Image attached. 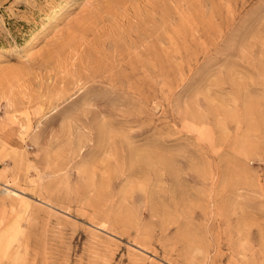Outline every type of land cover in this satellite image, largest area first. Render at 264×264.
Here are the masks:
<instances>
[{
	"label": "rangeland",
	"instance_id": "374dc122",
	"mask_svg": "<svg viewBox=\"0 0 264 264\" xmlns=\"http://www.w3.org/2000/svg\"><path fill=\"white\" fill-rule=\"evenodd\" d=\"M0 264H264V0H0Z\"/></svg>",
	"mask_w": 264,
	"mask_h": 264
}]
</instances>
